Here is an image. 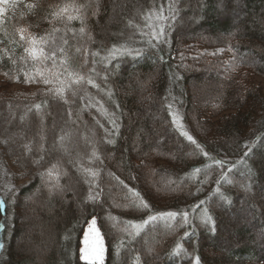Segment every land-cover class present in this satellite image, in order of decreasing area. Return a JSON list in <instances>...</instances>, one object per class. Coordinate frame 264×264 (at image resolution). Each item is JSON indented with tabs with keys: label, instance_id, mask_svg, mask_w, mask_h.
<instances>
[{
	"label": "trees",
	"instance_id": "obj_1",
	"mask_svg": "<svg viewBox=\"0 0 264 264\" xmlns=\"http://www.w3.org/2000/svg\"><path fill=\"white\" fill-rule=\"evenodd\" d=\"M263 82L264 0H0V264H264Z\"/></svg>",
	"mask_w": 264,
	"mask_h": 264
},
{
	"label": "rangeland",
	"instance_id": "obj_2",
	"mask_svg": "<svg viewBox=\"0 0 264 264\" xmlns=\"http://www.w3.org/2000/svg\"><path fill=\"white\" fill-rule=\"evenodd\" d=\"M243 2H244V0H243ZM241 3L242 2H239L238 6H237V4H235V5L230 4V6H233L232 11L237 16V19L240 18V17L241 18L243 17V15L239 14V12H238V10H241L240 9L241 8V5H240ZM148 23H149V26H150V34H151L150 36L152 38L150 40H148L147 42L154 49H158L160 47V44L164 43V40H165L164 29H163V34L162 35L160 34V29L163 28V22L161 20V17L157 13H150L148 15ZM144 46H142V47H144ZM126 50L127 49H120V53L125 52ZM111 56H113V55H111ZM177 108L174 106V115H173V117H175V123L179 127V129L182 130V132H184L185 134L188 135V133L186 132L187 130H186L185 124L183 122V116H182L181 110H179V108L178 109ZM10 170H11V173H12L13 169L9 165H8L7 168L6 167H2L0 169V198L3 199V200H5V198H7L8 192L10 191V189L13 186L11 173L9 172ZM3 212H4V226L3 227L8 232V230L10 228L11 209H6V206H4ZM92 219H95V218H91L89 220L88 224L85 226V229L83 231V235H82V238H81V246H80V257H81V259L84 262L94 263V264H103L104 260H105V256H106V243H105L104 237L102 236L100 230H99V237H97L95 232H89L88 231L89 225H90V221ZM238 222L239 221H234V222L232 221L231 225L236 228V227H238V224H239ZM96 228H98L97 222H96ZM85 236L88 237V245L87 246L84 245ZM230 239L232 241L231 242L232 244L236 243V241H235L236 239L232 238L231 236H230ZM101 244H102V247H103V253H102L100 258L95 259L93 261L91 259V257H93V256H95L97 254ZM85 247L87 248V252H88V255L90 257L89 260H85L84 259Z\"/></svg>",
	"mask_w": 264,
	"mask_h": 264
},
{
	"label": "snow or ice",
	"instance_id": "obj_3",
	"mask_svg": "<svg viewBox=\"0 0 264 264\" xmlns=\"http://www.w3.org/2000/svg\"><path fill=\"white\" fill-rule=\"evenodd\" d=\"M72 18H73V17H69V19H72ZM82 22H83V21H82ZM83 30H84L83 28L80 29L81 32H83ZM160 34H161V35L163 34V28L160 29ZM22 38H23V37H22ZM31 43H32L33 45H35V44L37 43V40H36V39H33V40L31 41ZM26 52H28L30 55H32V57H33L34 59L37 58V53H36L35 48H29V49H26ZM119 53H120V49H117V48H115V47L111 50V55H116V54H119ZM41 54H42V52H41ZM129 54H130V53H129ZM138 54H139V50H138ZM41 75H42V74H41ZM31 79H32V77L27 76V74H26V82H30ZM78 79H82V77H79ZM44 82H45V83H48L49 81L45 78V79H44ZM89 83H92V81L89 80ZM94 86H95V85H94ZM58 92H62V89H61V90H58ZM36 108H37V110H39L40 105H36ZM173 122H175V117H174V121H173ZM187 138H188V140H189L190 142H193V143H194V140H193V138H192L191 136H188ZM205 155H207V153H205ZM216 163H217V164H222L223 162H222V161H216ZM89 199H93V197L90 196ZM144 207H145V208H148L149 206L145 203V204H144ZM159 215H160L161 217H163V216L175 217V216L177 215V213H175V212H167V213H160ZM183 217H184V220L187 221V213H184V214H183ZM157 218H158V217H157L156 215H152V216L149 217V220L155 221ZM147 222H148L147 220L144 221V223H147ZM88 231H89V232H95L96 235H97V237H99V229L96 228V220H95V219H92V220L90 221V225H89V229H88ZM84 245H85V246L88 245V237H87V236H85V239H84ZM102 253H103V247H102V244H101V246H100V248H99L97 254H96L95 256L91 257V259L94 261L95 259L100 258L101 255H102ZM84 259H85V260H89V259H90L86 247H85V250H84ZM196 264H200V261H199V258H198V257L196 258Z\"/></svg>",
	"mask_w": 264,
	"mask_h": 264
}]
</instances>
